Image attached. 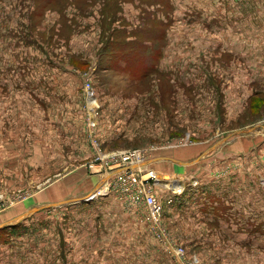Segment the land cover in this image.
<instances>
[{
  "label": "rangeland",
  "instance_id": "obj_1",
  "mask_svg": "<svg viewBox=\"0 0 264 264\" xmlns=\"http://www.w3.org/2000/svg\"><path fill=\"white\" fill-rule=\"evenodd\" d=\"M243 1L0 0V213L35 212L0 229V264H264V235L210 225L264 226V58H237ZM136 54L150 75L123 65ZM150 146L189 164L165 162L180 181L146 166L157 220L90 167Z\"/></svg>",
  "mask_w": 264,
  "mask_h": 264
},
{
  "label": "crops",
  "instance_id": "obj_2",
  "mask_svg": "<svg viewBox=\"0 0 264 264\" xmlns=\"http://www.w3.org/2000/svg\"><path fill=\"white\" fill-rule=\"evenodd\" d=\"M235 14L238 17L236 18V20L233 23V26L235 28L237 27L234 30V33H237L238 36L240 35V33H242L243 41L240 42V38L238 41V38L236 37V35H233V38H230V37L228 38L229 44L235 43L237 41H238V43L239 42L242 43L241 46H238V50H237V52H238L237 58L238 59L246 58L247 53H248L254 59H257V62H259V64H261L263 62L262 59L264 58V46H263V44H264V0H244L243 2L239 3L236 6ZM247 27H252V34L247 32ZM222 32H224L225 35L228 34V31H222ZM245 42H246V44H245ZM251 44H253L254 46ZM256 44H257V47H256ZM246 48H248V50ZM251 48H253V49H251ZM144 70H146V69H144ZM184 152L186 154H189V153H191V150H187ZM195 152H196V150L191 154H194ZM213 152L215 153V151H213ZM182 159H183V157H178V156L176 158L173 156L154 154V155H152V157L149 158V160H147L148 161L147 165L154 163L153 165L156 166V164H158V166H157L158 170L156 171L154 169L156 172H160L163 175L173 174V175H171V177L175 176L176 178H174V179L180 181L178 178H180L181 176L185 178V175H187L189 173H187L186 171H184L183 169H180L178 167H172L171 168L169 166H166L165 162L166 161L167 162H174V163H178L181 165L184 164L186 166L189 165V164H187L188 160L185 161ZM146 166H145V168L142 167L141 170H143V171L146 170ZM130 167L135 168V167H133V165H130ZM147 168L152 169V168H149L148 166H147ZM135 169H138V168H135ZM144 172H146V171H144ZM184 178H182V181ZM198 178H200L199 175H198ZM202 180H203V178H202ZM92 197H94V196H92ZM30 211H23V212H21L22 214H19V215H18L17 211H11V212L5 213V214L0 213V229L8 227L10 225H15L16 223H14V220H17V218H19V217H22V216L23 217H28V216L31 217L35 212L32 214ZM211 229H213L217 232H224L227 235H230V234L232 235V234H241L242 232H249L247 229H251V228L250 227L249 228H243L242 226L238 225L235 227H233V226H225V227L214 226ZM226 238L231 239V237L229 238V236ZM233 239H238V238L233 237ZM235 242H233V243H235ZM243 242H245V241H243ZM249 244L254 245V248L258 249V251L260 249L263 250V246L258 241H255V242H252ZM15 260L20 261L21 259L17 258ZM25 264H36V262H33V261L27 262L26 261Z\"/></svg>",
  "mask_w": 264,
  "mask_h": 264
},
{
  "label": "built area",
  "instance_id": "obj_3",
  "mask_svg": "<svg viewBox=\"0 0 264 264\" xmlns=\"http://www.w3.org/2000/svg\"><path fill=\"white\" fill-rule=\"evenodd\" d=\"M154 147L136 150V151H124L121 154H109L103 153L101 150L96 156L94 161H90V167L92 165L98 166L99 169L93 168L94 170H100L105 168L111 173L110 184L111 190L116 191L120 196L134 205H144L148 208L149 217L153 220H157L161 211V203L156 199L152 186L148 181L149 172L147 177L141 175L142 170L133 169L130 165L138 164L149 158V151ZM112 157V158H111ZM111 158V159H110ZM108 159V160H107ZM110 159V160H109ZM106 160V161H105ZM107 165V167L105 166ZM154 176L151 172L150 176ZM170 201V199L168 200ZM179 252V249L176 248Z\"/></svg>",
  "mask_w": 264,
  "mask_h": 264
},
{
  "label": "trees",
  "instance_id": "obj_4",
  "mask_svg": "<svg viewBox=\"0 0 264 264\" xmlns=\"http://www.w3.org/2000/svg\"><path fill=\"white\" fill-rule=\"evenodd\" d=\"M133 31V30H132ZM131 31V32H132ZM138 32L139 33H142V34H145V31H143V30H140V29H138ZM145 37H147V38H149V36H145ZM125 46H126V48L127 49H129V51L130 52H133L134 50H136V48L134 47V45H132V44H127V43H125ZM154 60V59H153ZM154 62L156 63V61L154 60ZM141 63H142V60H141V57H138V54H136L133 58H125V62H124V66L125 67H130L132 64H134V65H137V68L138 69H132V71H134V72H136V73H139L141 76H143V77H146V76H148V75H150V70H144L142 67H141ZM156 65H154V67H152V69L151 70H153V71H156V67H155ZM190 186V185H189ZM197 198H200V200H202L201 199V197L199 196V197H197ZM183 198L182 197H179V199L177 200V202H180V200H182ZM176 201V200H175ZM170 202H171V200H170ZM205 204L206 203H202V205L200 206V208L202 209V211H204V210H207L208 208H207V206H205ZM200 209V210H201ZM214 209L215 208H213V211H214ZM209 210V209H208ZM210 212V211H209ZM221 212H223L222 211V209H221V211H220V214H221ZM227 218V217H226ZM208 222H210V221H208ZM237 223H238V220H237ZM210 225L211 226H215V225H217L216 224V221L215 220H213V221H211L210 222ZM250 228L251 229H247L249 232H252L253 234H261V235H264V226H262L261 225V223H258V222H255V224H253V226L251 227L250 226ZM262 246H263V244H261ZM264 247V246H263Z\"/></svg>",
  "mask_w": 264,
  "mask_h": 264
},
{
  "label": "water",
  "instance_id": "obj_5",
  "mask_svg": "<svg viewBox=\"0 0 264 264\" xmlns=\"http://www.w3.org/2000/svg\"><path fill=\"white\" fill-rule=\"evenodd\" d=\"M250 129H251V128L240 129V130H238L237 132H242V133H243L244 131H246V130H250ZM147 164H148V161H144V162H142V163H138V164L136 163V164H134L133 167H135V168H142V167H144V168H145V166H146ZM156 181H157V180H156ZM95 194H97V193H95V192L92 193L91 196H90L89 198H91L92 196H95ZM89 198H88V199H89ZM85 199H86V198H85ZM80 200H83V199H78V200H74V201L76 202V201H80Z\"/></svg>",
  "mask_w": 264,
  "mask_h": 264
},
{
  "label": "bare ground",
  "instance_id": "obj_6",
  "mask_svg": "<svg viewBox=\"0 0 264 264\" xmlns=\"http://www.w3.org/2000/svg\"><path fill=\"white\" fill-rule=\"evenodd\" d=\"M94 104V101L91 99V102H90V105H93ZM150 157V156H149ZM158 182H160L159 180H158ZM174 187H172V189L174 190L176 187V184L173 182V183H171ZM102 189H104V187L102 188ZM102 191H104V190H102Z\"/></svg>",
  "mask_w": 264,
  "mask_h": 264
}]
</instances>
